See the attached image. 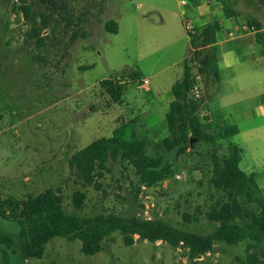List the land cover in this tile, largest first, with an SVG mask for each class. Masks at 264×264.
I'll use <instances>...</instances> for the list:
<instances>
[{
    "label": "rangeland",
    "instance_id": "374dc122",
    "mask_svg": "<svg viewBox=\"0 0 264 264\" xmlns=\"http://www.w3.org/2000/svg\"><path fill=\"white\" fill-rule=\"evenodd\" d=\"M181 1L68 0L63 16L54 17L58 23L52 21L44 33L45 46L39 48L28 38L46 11L39 0H28L29 18L19 8L20 0H0V212L8 218H0V235L18 238L19 227L10 221L16 206L48 190L61 197L70 214L139 215L210 235L217 224L208 220V214L228 200L214 181L230 144L243 148L240 168L256 174L264 197V115L261 101L255 98L264 88V61L223 73L221 91L242 102L236 106L242 112L239 119L234 116L227 123L210 114L194 90L190 100L200 106L195 115L208 139L193 141L181 155L171 156L163 147L169 136L171 87L183 75V60L193 54L188 35L196 27L193 5L208 9L226 4L239 12L232 19L246 26L255 19L264 27V0H186L187 6ZM110 22L118 26V34L108 32ZM199 53L193 63L196 82L211 77L214 81L212 51ZM104 81L124 88L119 102L104 90ZM159 84L163 90L157 89ZM131 120H136L135 134L148 144V155L169 159L173 174L149 188L138 181L132 167L111 161L97 188L84 186L71 168L73 155ZM217 123L235 125L240 133L228 140H212V126ZM77 193L85 194L82 209L74 205ZM239 202L247 214L260 211L257 203L245 198ZM253 245H218L215 252L192 260L188 250L163 242L136 237L128 247L115 233L93 257L82 254L81 241L55 238L42 259L24 262L15 256L11 264H238L237 259H245L248 252L264 264V244ZM0 264H5L1 252Z\"/></svg>",
    "mask_w": 264,
    "mask_h": 264
},
{
    "label": "trees",
    "instance_id": "16d2710c",
    "mask_svg": "<svg viewBox=\"0 0 264 264\" xmlns=\"http://www.w3.org/2000/svg\"><path fill=\"white\" fill-rule=\"evenodd\" d=\"M67 1L39 0L46 11L41 13V24L35 26L28 34V38L34 40L37 47L45 46L44 33L50 28L52 21H58L54 18L56 14L63 16ZM27 2L28 0H20L19 8L26 18H29L31 9ZM222 10L226 18L239 16L237 10L226 4H222ZM248 26L256 32L257 43L264 50V27L255 19H252ZM219 29V23L216 22L188 30L193 57L188 56L182 62L183 75L172 87L173 99L166 115L169 136L164 139L163 147L171 156L186 153L191 148V141L200 143L209 137L195 115L200 106L190 100V95L196 87L193 74L194 59H199L201 50L214 47ZM108 32L118 34L115 22L108 24ZM215 54L214 48V57ZM101 85L119 102L124 89L122 86L115 87L110 81H104ZM262 102L264 105V96ZM135 124L136 120L123 123L111 136L97 139L73 155L70 161L71 168L84 186L97 188L99 178L103 177V172L107 170V164L111 161H121L132 167L138 181L149 188L170 178L173 169L169 159L148 155V144L135 134ZM211 126L209 124L208 127ZM212 128L215 135L212 140H228L240 133L235 125L217 123ZM130 129L132 130L129 135ZM243 154L242 147L230 144L223 156V164L216 168L215 187L223 191L228 200L218 203L208 214V220L217 224L216 230L210 235L187 232L162 219H146L139 215L123 216L111 213L105 216L81 217L70 214L64 209L61 197L53 190H48L16 206L10 221L19 227L18 238L10 234L0 235L1 257L5 264H11L15 256L24 262L42 259L45 247L55 238L81 241L82 254L93 257L102 251L104 241L115 233L121 234L124 244L128 247L134 245L136 237L151 243L163 242L173 249L188 250L192 260L215 252L218 245L236 247L244 242L253 243L252 247L262 245L264 197L258 186L256 174H247L240 168ZM239 198L257 203L260 211L247 214ZM84 200L85 194H75L76 209H82ZM0 218L8 220L2 212ZM245 218L248 221L241 223ZM237 260L238 264H261L258 256L251 252H248L245 259Z\"/></svg>",
    "mask_w": 264,
    "mask_h": 264
},
{
    "label": "crops",
    "instance_id": "0c3cea01",
    "mask_svg": "<svg viewBox=\"0 0 264 264\" xmlns=\"http://www.w3.org/2000/svg\"><path fill=\"white\" fill-rule=\"evenodd\" d=\"M222 12L223 10L219 5L212 6V8L208 9L203 6L194 7L193 5L191 9L193 24L196 27H203L216 22L220 26L217 32V43L214 47L204 49L212 51L214 57L215 48L216 54L211 63L214 68L215 80L212 81L211 77L210 80H206L200 84L196 82L195 91L199 94V98L202 97L203 106L207 107L210 114H215L217 117L222 118L221 120L228 123L231 118L234 119V116H236V119L240 118L242 112H237L236 106H239L242 102L240 99L236 100L234 94L222 92L224 83L223 73L226 70H232L246 64H249L251 68L255 63L264 61V50L258 45L254 30H249L248 26L243 25L240 21L238 22L232 18H224ZM146 79L149 80L148 78ZM198 79L201 78L198 77ZM172 87L169 106L172 102ZM157 89L159 91L163 90L161 84H159ZM263 96L264 88L256 93L255 98L261 101L260 113L264 115ZM162 101L163 99L158 97V103L161 104ZM158 103L157 106H159Z\"/></svg>",
    "mask_w": 264,
    "mask_h": 264
},
{
    "label": "built area",
    "instance_id": "2783aa9c",
    "mask_svg": "<svg viewBox=\"0 0 264 264\" xmlns=\"http://www.w3.org/2000/svg\"><path fill=\"white\" fill-rule=\"evenodd\" d=\"M181 4L183 5V6H187L188 5V2L186 1V0H182L181 1ZM186 26H187V28L189 29L190 27H191V22H186ZM145 83L146 84H149V80H145ZM196 96L197 97H199V94L198 93H196Z\"/></svg>",
    "mask_w": 264,
    "mask_h": 264
},
{
    "label": "water",
    "instance_id": "95a60500",
    "mask_svg": "<svg viewBox=\"0 0 264 264\" xmlns=\"http://www.w3.org/2000/svg\"><path fill=\"white\" fill-rule=\"evenodd\" d=\"M193 141H191V145H192Z\"/></svg>",
    "mask_w": 264,
    "mask_h": 264
}]
</instances>
